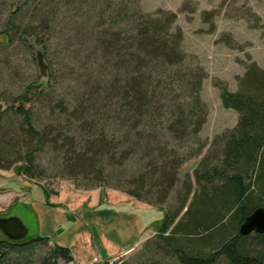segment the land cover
Returning <instances> with one entry per match:
<instances>
[{
	"label": "trees",
	"instance_id": "1",
	"mask_svg": "<svg viewBox=\"0 0 264 264\" xmlns=\"http://www.w3.org/2000/svg\"><path fill=\"white\" fill-rule=\"evenodd\" d=\"M33 4L30 17L45 33L55 34L65 20L85 27L89 45H80L79 53L86 54L90 71L80 98L55 106L59 128L34 126L27 107L31 89L17 106L7 107L22 116L34 145L21 170L30 174L35 152L48 145L62 159V175L80 186H109L148 203L152 195L167 201L181 165L204 148L180 152L184 144L200 143L208 113L200 95L204 69L183 67L189 56L182 29L173 28L177 14L146 13L140 0H25L23 6ZM22 8L13 5L0 41L12 43L22 33L36 37L46 54L39 25L21 24ZM238 83L237 91L220 86L223 105L238 112L237 125L213 141L202 160L205 168L195 171L199 189L188 207L191 185L159 229L158 249L172 253L178 264H219L221 258L226 264H264V234L239 232L245 217L264 207V68L248 64ZM32 87L43 94L51 85L40 80ZM18 241L0 237V264H75L71 249L58 244L37 263L23 257L50 242L49 236Z\"/></svg>",
	"mask_w": 264,
	"mask_h": 264
},
{
	"label": "rangeland",
	"instance_id": "2",
	"mask_svg": "<svg viewBox=\"0 0 264 264\" xmlns=\"http://www.w3.org/2000/svg\"><path fill=\"white\" fill-rule=\"evenodd\" d=\"M14 4L23 7L22 15L26 16L24 22H18L23 26L39 25L38 30L42 31L39 36L46 39L43 43L51 85L43 94L32 87L40 82L41 76L31 36L17 32L14 42L0 41V103L3 104L0 110V217L16 216L23 221L27 234L18 242H27L39 235L50 238V242L26 251L23 257L37 263L58 244L71 249L75 264H97L96 260L100 263L114 260L117 264L125 261L178 264L172 253L158 249L159 229L164 215L176 211L191 185L188 207L199 189L195 171L205 168L202 160L213 141L238 123V112L222 103L220 86L237 91L238 77L244 75L248 64L255 62L264 68V0H140L141 9L146 13L164 9L177 14L173 28L182 29V48L189 56L183 67L190 69L198 65L206 74L200 95L208 113L198 134L200 143L184 144L180 152L197 150L200 144L204 148L181 165L178 184L162 203L157 202V195L150 196L152 202L148 203L109 186H80L62 175V159L48 145L35 152L32 175L21 170L34 145L30 148L22 116L7 107L17 106L25 91L31 89L27 107L32 111L34 126L40 131L47 126L59 128L61 112L55 106L61 100L72 104L80 98L84 92L82 86L89 79L86 54L79 53L80 45H89V34L84 35L85 27H75L70 20L63 21L55 34L43 32L42 24L30 17L35 4L25 7V0H0V32L6 29ZM38 46L42 45L38 43ZM102 192L105 202L101 200ZM0 237L7 238L1 230ZM59 263L73 264V261L59 260ZM219 264H226L224 258L219 259Z\"/></svg>",
	"mask_w": 264,
	"mask_h": 264
},
{
	"label": "water",
	"instance_id": "3",
	"mask_svg": "<svg viewBox=\"0 0 264 264\" xmlns=\"http://www.w3.org/2000/svg\"><path fill=\"white\" fill-rule=\"evenodd\" d=\"M31 45L35 48V59L39 69L42 83L47 85L50 79L49 65L45 59V52L42 46H38L36 37L31 38ZM3 104L0 103V110ZM104 188V187H102ZM104 192V189H103ZM102 192V201L105 202V193ZM0 230L11 240L23 239L27 234V228L23 221L16 216L0 217ZM239 232L242 235L251 233L264 234V207L255 208L241 223Z\"/></svg>",
	"mask_w": 264,
	"mask_h": 264
},
{
	"label": "built area",
	"instance_id": "4",
	"mask_svg": "<svg viewBox=\"0 0 264 264\" xmlns=\"http://www.w3.org/2000/svg\"><path fill=\"white\" fill-rule=\"evenodd\" d=\"M100 261H98V260H96L95 261V263H99ZM103 264H117V263H115V261L114 260H111V261H109V262H107V263H105V262H102Z\"/></svg>",
	"mask_w": 264,
	"mask_h": 264
}]
</instances>
